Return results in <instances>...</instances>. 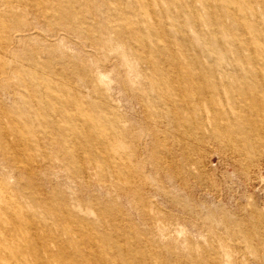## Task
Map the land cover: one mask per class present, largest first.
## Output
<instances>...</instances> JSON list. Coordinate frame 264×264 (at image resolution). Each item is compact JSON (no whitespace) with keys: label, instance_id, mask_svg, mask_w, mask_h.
Instances as JSON below:
<instances>
[{"label":"rangeland","instance_id":"obj_1","mask_svg":"<svg viewBox=\"0 0 264 264\" xmlns=\"http://www.w3.org/2000/svg\"><path fill=\"white\" fill-rule=\"evenodd\" d=\"M0 264H264V0H0Z\"/></svg>","mask_w":264,"mask_h":264},{"label":"bare ground","instance_id":"obj_2","mask_svg":"<svg viewBox=\"0 0 264 264\" xmlns=\"http://www.w3.org/2000/svg\"><path fill=\"white\" fill-rule=\"evenodd\" d=\"M177 3V2H176ZM125 4V3H124ZM236 5V4H235ZM237 6V5H236ZM236 9V8H235ZM145 49H147V48H145ZM152 52V51H151ZM179 71V70H178ZM176 72V71H175ZM41 73V72H40ZM205 73V72H204ZM173 74H174V72H173ZM209 83V82H208ZM181 94V93H180ZM183 94V93H182ZM184 95V94H183ZM180 98H181V95H180ZM209 98V97H208ZM184 104V103H183ZM181 106H182V104H181ZM184 106V105H183ZM189 107H190V105H189ZM215 125L217 126V127H219V126H222L219 122H217L216 121V123H215ZM19 146V145H18ZM138 258V257H137Z\"/></svg>","mask_w":264,"mask_h":264}]
</instances>
